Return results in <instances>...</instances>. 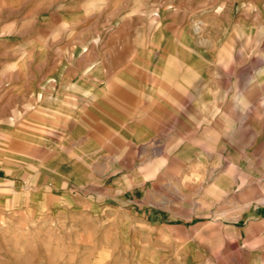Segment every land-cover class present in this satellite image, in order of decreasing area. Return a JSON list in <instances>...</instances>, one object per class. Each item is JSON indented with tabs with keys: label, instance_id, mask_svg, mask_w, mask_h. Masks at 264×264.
Masks as SVG:
<instances>
[{
	"label": "rangeland",
	"instance_id": "obj_1",
	"mask_svg": "<svg viewBox=\"0 0 264 264\" xmlns=\"http://www.w3.org/2000/svg\"><path fill=\"white\" fill-rule=\"evenodd\" d=\"M262 198L264 0H0V264H264Z\"/></svg>",
	"mask_w": 264,
	"mask_h": 264
},
{
	"label": "built area",
	"instance_id": "obj_2",
	"mask_svg": "<svg viewBox=\"0 0 264 264\" xmlns=\"http://www.w3.org/2000/svg\"><path fill=\"white\" fill-rule=\"evenodd\" d=\"M260 205H261L262 207H264V198H262V200H261V202H260Z\"/></svg>",
	"mask_w": 264,
	"mask_h": 264
},
{
	"label": "bare ground",
	"instance_id": "obj_3",
	"mask_svg": "<svg viewBox=\"0 0 264 264\" xmlns=\"http://www.w3.org/2000/svg\"><path fill=\"white\" fill-rule=\"evenodd\" d=\"M232 69V68H231ZM210 72V71H209ZM199 83V82H198ZM203 91V90H202ZM258 110V109H257ZM208 115V114H207Z\"/></svg>",
	"mask_w": 264,
	"mask_h": 264
}]
</instances>
